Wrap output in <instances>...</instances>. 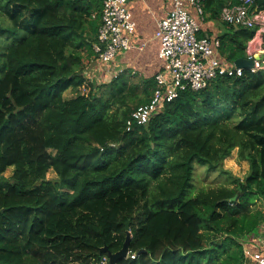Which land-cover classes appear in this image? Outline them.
<instances>
[{"label": "trees", "instance_id": "16d2710c", "mask_svg": "<svg viewBox=\"0 0 264 264\" xmlns=\"http://www.w3.org/2000/svg\"><path fill=\"white\" fill-rule=\"evenodd\" d=\"M104 1L0 0V45L15 40L0 53V264H96L127 222L137 257L118 264H245L264 224V70L187 90L128 130L156 81L91 84ZM223 1H206L212 19ZM226 28L222 57L246 58L255 30ZM236 149L244 179L224 168ZM195 162L229 185L186 200Z\"/></svg>", "mask_w": 264, "mask_h": 264}, {"label": "built area", "instance_id": "2783aa9c", "mask_svg": "<svg viewBox=\"0 0 264 264\" xmlns=\"http://www.w3.org/2000/svg\"><path fill=\"white\" fill-rule=\"evenodd\" d=\"M130 1L105 0L103 3L95 50L99 54L98 69H103L108 75L119 54L131 48L136 23L128 8ZM206 1L173 0L172 10L159 22L156 39L160 43L159 58L164 62V67L155 76L156 88L150 102L133 111L128 130L134 124L147 125L166 104L187 90H203L219 76H243L245 69L220 56L219 39L212 42L199 37L201 26L188 8L193 7L200 16H204ZM220 18L228 26L255 30L254 37L247 45L246 59L254 62L250 69L252 73L264 70V6H260L257 0L231 1L222 8ZM245 254L257 264H264L261 253L246 250ZM128 256L132 259L137 257L136 254ZM96 264H110V261L104 257Z\"/></svg>", "mask_w": 264, "mask_h": 264}, {"label": "crops", "instance_id": "0c3cea01", "mask_svg": "<svg viewBox=\"0 0 264 264\" xmlns=\"http://www.w3.org/2000/svg\"><path fill=\"white\" fill-rule=\"evenodd\" d=\"M231 1L224 0L223 2L227 5ZM128 8L136 23L135 33L131 38V48L119 54L112 63V70L119 71L121 75L127 73L129 77L137 80L155 78L164 67V62L159 58L160 43L156 39V32L159 22L165 19L172 10L173 0H131ZM188 9L201 26L199 37L208 38L214 42V40H220V36L227 31L226 24L220 18L221 10L218 18L212 19V14L206 11L205 7L204 16H200L193 7H189ZM218 50L222 57L220 49ZM97 65L95 63L88 69L86 74L88 77L91 76L90 73L96 77L97 72L101 71L97 68ZM106 76L109 77L107 73ZM258 207L264 210V201H259ZM244 248L245 251L247 250L252 253L259 252L264 256V224ZM245 264H257V262L246 255Z\"/></svg>", "mask_w": 264, "mask_h": 264}, {"label": "rangeland", "instance_id": "374dc122", "mask_svg": "<svg viewBox=\"0 0 264 264\" xmlns=\"http://www.w3.org/2000/svg\"><path fill=\"white\" fill-rule=\"evenodd\" d=\"M4 17L0 18V23H4L2 20H4ZM6 25H9V21L5 20ZM24 35V31H21L18 35V39L20 41V39L23 37ZM14 39H10V40H5L3 43V46L0 45V53H4L5 49L11 45L12 43H14ZM3 66V62L0 61V68H2ZM98 66V65H97ZM111 70L110 71V75L109 77L106 76V73L101 70L100 72H97V76L95 77V75H92L90 73V81L91 84H95L97 86V88L101 89L103 86L109 84L113 78L119 77L118 75L120 74L119 71H114ZM122 72V71H120ZM104 74V75H103ZM132 78V77H131ZM90 87H87L86 90H88ZM86 90H84L86 92ZM83 92V91H82ZM76 95V92L72 91V92H67L65 94V96L72 97ZM195 167V171H194V175H193V179H192V188L189 190V192L187 193L186 196V200L194 197L196 195V193L198 192V190L200 188H216L219 186H223L226 185L228 186L229 183V179L226 175H223L219 172L214 173V172H209L208 170V166L207 165H203L200 162H195L194 164ZM224 168L225 170L230 171L234 176L239 177L241 179H244L249 171H250V165L248 162H240L238 160V149H236L232 156L230 158H227L225 160L224 163ZM12 174V171L9 170L6 173V176H10ZM57 178V175L54 171H50L48 174V179L50 180H55Z\"/></svg>", "mask_w": 264, "mask_h": 264}, {"label": "water", "instance_id": "95a60500", "mask_svg": "<svg viewBox=\"0 0 264 264\" xmlns=\"http://www.w3.org/2000/svg\"><path fill=\"white\" fill-rule=\"evenodd\" d=\"M257 2L260 6H264V0H257ZM234 63L236 64L237 67L243 68L245 70H250L254 66V62L252 60H248L246 58H240V59L236 60ZM126 231H127L126 241L124 243L123 248L120 251L113 253L109 250L108 247H105L101 250V253H106L109 256L110 264H118L119 261L127 259L128 255H129L130 244H131V240H132V233L130 231V223L129 222H127V224H126ZM143 252H146V251L142 250L139 252V254H141Z\"/></svg>", "mask_w": 264, "mask_h": 264}]
</instances>
